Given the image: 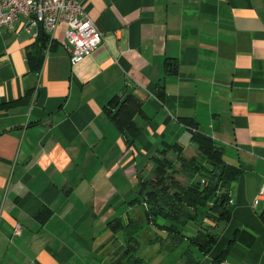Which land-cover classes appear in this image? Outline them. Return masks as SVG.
I'll list each match as a JSON object with an SVG mask.
<instances>
[{
	"label": "crops",
	"instance_id": "0c3cea01",
	"mask_svg": "<svg viewBox=\"0 0 264 264\" xmlns=\"http://www.w3.org/2000/svg\"><path fill=\"white\" fill-rule=\"evenodd\" d=\"M80 1L104 34L81 63L72 65L61 44L63 26L52 45L43 30L34 38L25 18L0 34V264H89L63 234L94 264L95 256L114 264L127 232L109 223L134 221L142 204L108 207L99 180L123 166L134 196L161 148L180 144L187 153V133L192 143L197 133L219 142L239 170L231 219L208 254L162 236L147 258L188 242L177 264L188 253L199 264H264V0ZM134 91L145 95V117H136L141 135L128 146L106 106ZM85 212L103 213L111 235L87 244L77 226Z\"/></svg>",
	"mask_w": 264,
	"mask_h": 264
},
{
	"label": "trees",
	"instance_id": "16d2710c",
	"mask_svg": "<svg viewBox=\"0 0 264 264\" xmlns=\"http://www.w3.org/2000/svg\"><path fill=\"white\" fill-rule=\"evenodd\" d=\"M159 97H163L161 91ZM144 99V94L134 91L124 97L114 96L106 106L110 120L126 136L128 146L141 135L136 117H145ZM192 139L198 145L200 160L197 157H185V148L180 144L161 150L160 156L156 158L158 165L154 178L142 182L139 180V196L131 203L147 205L143 215L144 224L148 227L155 226L159 231L166 233L164 239L157 234L159 239L166 242L167 239H175L177 235L183 238L178 243L188 239L208 254L218 242V236L213 232L204 233L202 228H199L197 234L188 237L184 234L185 226L188 223L201 222L200 213H205L203 218L210 220L212 225H215L212 226L214 228L230 221L232 214L229 208V190L232 183L240 177V172L225 162L224 150L219 142L198 133L194 134ZM177 163H180L178 169ZM199 171L200 175L205 176L204 179L196 176ZM179 172L188 176L184 185L176 179L175 174ZM42 216L45 217L46 214L43 212ZM262 218L264 220V213ZM129 224L136 225V221L130 220ZM109 226L113 231L123 230L130 235L129 227L121 221H112ZM136 242L138 244L133 247L134 251H138L141 246L139 239L136 238ZM178 243L172 241L173 245ZM186 255V264H199L191 253ZM219 260L220 257L216 258L213 264ZM135 261L136 264L142 262L138 257Z\"/></svg>",
	"mask_w": 264,
	"mask_h": 264
},
{
	"label": "rangeland",
	"instance_id": "374dc122",
	"mask_svg": "<svg viewBox=\"0 0 264 264\" xmlns=\"http://www.w3.org/2000/svg\"><path fill=\"white\" fill-rule=\"evenodd\" d=\"M191 134L187 133L185 136L186 139V143H190L191 145L189 147H187V153L184 154L185 157H187L188 159H192L194 157H197L199 160L201 158L199 150L197 145L190 140ZM168 148H161V150H165ZM160 150V151H161ZM114 154H112L113 156ZM158 158V157H156ZM154 158L151 162V167H153V170H151L150 168L148 169H144L143 171H141V179L140 181L142 182V177L150 180V178L155 176V171H156V167L158 165V161L157 159ZM175 160V159H174ZM202 160V159H201ZM180 167V163H177V169ZM191 170V169H190ZM194 171V170H191ZM201 172L199 171L198 174L196 176L202 177V179L205 178V176L200 175ZM176 175V179L180 181L181 184H185L188 180V176L187 174H183L181 172H179ZM201 179V178H200ZM94 181V180H93ZM92 185H94V182L92 183ZM89 186V185H88ZM139 186L140 184H138L136 186L135 189V194L133 196V192L132 189L129 186V182H128V178L125 174V171L123 169V166H121V169L116 170L113 175H112V179H107V175L105 178L99 180V189H98V194L101 196H105L106 201L108 203V207L109 206H117L119 205V202L121 200H126V201H133V199L135 200L136 197L139 196ZM114 189L116 191H114ZM84 190V189H83ZM136 190H137V194H136ZM90 192V191H89ZM89 192L87 194L86 191L84 190L82 196L87 195V200L89 202V200L91 199V193L89 194ZM85 194V195H84ZM147 207L146 204L142 205L141 207H138V217L134 219V221H136V225H132V224H127V226L129 227L128 230H130V235H127L128 240L126 242H124V244L120 245L116 250V255L114 256L113 262L114 264H134V260L136 257V253L133 252V247L138 244L136 242V238L140 240L141 246H140V250H139V255L142 256L143 258H147L148 256V252H153L154 250H160L161 246L158 242V244L156 245H148L149 242H154V241H161L159 239L158 235H161L163 237H166V233H163L162 231H159L155 226H152V228L148 225L146 226V224H144V211L146 210L145 208ZM102 213V212H101ZM200 218L199 220H201V222H199V226L202 227V232L206 233V232H213L214 234H216L217 236H219L220 234V229L221 226H217V227H212L215 226L214 224L212 226L209 225H204L203 222V215L205 213H200ZM103 213H94L91 212V215L89 216L87 212H85L83 214V216L80 218V220L78 221V223L80 222V224H77L78 227V233L80 236L83 235L84 240L86 241V243L91 244L93 242H90V240L93 239V237L97 238V233H99L100 236H98L97 240L102 241L105 240L106 238H108L111 235V231L109 228L105 227V221L103 220L102 217ZM139 222V224H138ZM197 223H188L185 226V230L186 233H184L186 236H190V234H197L198 230H199V226ZM203 233V234H204ZM96 234V235H95ZM94 235V236H92ZM41 236H44V238L46 239V235L41 232ZM66 234H63L61 236V238L64 239V242L66 243L65 245L71 246V247H76L77 250L80 251L81 255L83 256V259L87 260L89 264H94L90 257H92V253H90V251L82 246V249L79 248V246H76V244H74L73 241H71L68 238H65ZM185 239V238H184ZM132 240V241H131ZM183 240V238L179 237L176 235L175 239H167V241L171 242L172 241L178 243L179 241ZM93 241V240H92ZM163 243V242H162ZM191 243V242H189ZM188 242H186L185 247H182L181 249H176L174 252L169 251L170 253H162L160 257H164L162 258H152V260H150L149 258H147L146 260H144V264H177V261L179 259V256L182 254V250L185 248H187ZM131 244V245H130ZM192 244V243H191ZM193 245V244H192ZM45 248L44 250H47V247H50V245L46 246V244L44 245ZM174 246V245H172ZM169 246V247H172ZM52 249H54L53 247H50ZM135 248V247H134ZM87 250V252H86ZM48 251V250H47ZM155 255V254H154ZM153 255V256H154ZM95 263H99L101 261L100 256H95ZM18 264L19 263V259L17 260ZM132 262V263H131ZM136 262V261H135Z\"/></svg>",
	"mask_w": 264,
	"mask_h": 264
},
{
	"label": "built area",
	"instance_id": "2783aa9c",
	"mask_svg": "<svg viewBox=\"0 0 264 264\" xmlns=\"http://www.w3.org/2000/svg\"><path fill=\"white\" fill-rule=\"evenodd\" d=\"M20 18L27 19L25 29L34 38L43 30L51 45L57 30L65 27L61 44L72 65L84 61L104 43V34L80 0H0V34L4 28H12ZM21 229L18 225L14 234L19 236Z\"/></svg>",
	"mask_w": 264,
	"mask_h": 264
}]
</instances>
